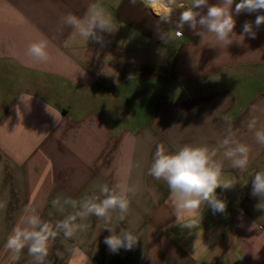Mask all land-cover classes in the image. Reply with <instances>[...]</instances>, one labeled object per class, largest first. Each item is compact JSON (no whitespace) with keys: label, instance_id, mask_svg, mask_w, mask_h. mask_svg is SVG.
<instances>
[{"label":"crops","instance_id":"1","mask_svg":"<svg viewBox=\"0 0 264 264\" xmlns=\"http://www.w3.org/2000/svg\"><path fill=\"white\" fill-rule=\"evenodd\" d=\"M236 3V36L226 47L187 26L177 37L179 7L164 23L160 5L142 0H0V264H11L4 245L25 206L55 222L63 217L54 198L79 199L104 183L135 186L126 220L89 217L74 239L50 242L45 264H264V227L252 228L264 226V209L251 195L255 173L264 172V145L247 128L251 116L264 127V25H254L264 10L237 15ZM93 5L117 27L103 46L58 30L63 15L83 18ZM246 21L255 39L241 37ZM43 38L49 60L34 63L27 47ZM229 124L250 152L245 171L232 169L222 151L216 157L222 178L235 183L216 189L226 210L204 204L177 218L166 183L148 175L156 146H215ZM105 227L134 230V249L111 253ZM74 244L82 257L70 256ZM16 264H31L27 249Z\"/></svg>","mask_w":264,"mask_h":264},{"label":"clouds","instance_id":"2","mask_svg":"<svg viewBox=\"0 0 264 264\" xmlns=\"http://www.w3.org/2000/svg\"><path fill=\"white\" fill-rule=\"evenodd\" d=\"M130 2L135 4L137 0ZM142 2L147 7L159 4L163 9L159 13L160 19L164 23L171 22L174 7L183 9L176 23L177 37L183 35V29L187 26L202 40L206 41L211 36L222 46L227 47L235 40L236 20L232 11L234 0H218L216 3H210L209 0H191L187 6L184 3L177 4V0H142ZM201 9L204 11L202 12ZM259 10H264V0H240V3L235 4L237 15L244 11L252 13ZM254 25L256 29L264 25V15H258ZM63 27L71 28L85 41L91 40L101 46L104 45V34H112L117 29L115 22L98 5H93L83 18L72 13L63 15L58 30ZM160 35L165 41V34L160 33ZM244 35L251 39L256 38L252 22L244 23L241 37L243 38ZM168 42H171L170 38ZM48 49L49 41L46 38L39 39L28 45L26 55L34 63L43 64L49 60ZM257 124V118L251 116L247 121V128L249 131H254L256 143L264 145V127L257 128ZM221 151L224 159L230 162L232 169L247 170L250 148L246 143L235 138L230 124L227 135L215 146L185 144L176 151H169L163 143L156 146L148 175L166 183L169 189V201L177 218L183 214L199 212L204 204H208L214 213H223L226 210V203L217 197L216 189L219 187L231 189L235 183L222 178L223 161L216 159ZM135 192V186L125 184L110 187L104 183L98 186L97 191L79 199L57 196L51 201V205L63 218L55 222L44 220L35 207L25 206L4 245L10 253L11 264H16L25 249L31 257V264H45L50 242L61 234L66 240L74 239L78 232L87 230L89 225L85 221L89 217L94 216L105 225H111L113 221L124 222L130 211V196H134ZM251 195L261 200L257 209H264V172L255 173ZM185 226L191 228L193 225ZM262 227L264 226L256 223L252 225V228ZM105 229L111 233L104 239L111 253H118L121 249L131 251L138 242L139 238L134 230L116 231L112 227ZM68 252L74 258L84 255L79 244H74Z\"/></svg>","mask_w":264,"mask_h":264}]
</instances>
